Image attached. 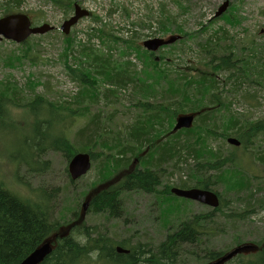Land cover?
Returning <instances> with one entry per match:
<instances>
[{
	"label": "rangeland",
	"instance_id": "374dc122",
	"mask_svg": "<svg viewBox=\"0 0 264 264\" xmlns=\"http://www.w3.org/2000/svg\"><path fill=\"white\" fill-rule=\"evenodd\" d=\"M221 3L222 0H100L98 6H117L121 12L115 15L109 22V26L105 28L95 24L97 19H92L80 24L77 28L79 34L75 37H72L75 29L68 38L61 37L58 31H53L44 36L30 37L28 44L17 47L10 46L13 52L4 48L0 49V105H3L4 110V115L0 114V183L16 196L29 202L36 199V189L55 192L57 193L56 211L60 213V218L62 220L67 217L68 220L72 219L69 214L64 216L66 211L77 213L82 198L89 191H94L97 188L95 186L103 182L99 181V174L107 164V159L101 155L106 150L101 146L94 147L92 152L97 155V161L93 160L90 171L74 183L70 181L68 174L66 175L67 162L60 152L42 150L37 156L34 152L31 160L24 159L25 155L31 156L32 154L33 150L27 154L28 149L24 146L28 143L27 141H32L35 129H38L40 133L44 129V132L50 137H55L58 134L61 137L65 135L72 146H76L77 136H82L83 144L86 145L92 137L88 131L85 134L84 132L94 127L95 123H99L98 125L107 134V137L124 132L137 117L134 104L140 97L137 96L135 90L139 92L146 90L148 92L146 99L152 98V90L147 84H140L139 81L142 78L139 74L136 76V81L127 83L125 87L107 86L106 83L98 80L102 77L98 73V65H103V68L108 66L107 69L111 71L115 66L124 63L125 66L133 70L135 65L130 64L131 58L137 62L136 64H140L143 60L142 56H148V51L142 47V44L147 41L145 40V33L153 27L151 23H155L161 37L181 35L183 38L164 51L162 49L156 51L152 58L145 59L143 65H149L154 59L158 60L160 57H165V61L170 64V67L167 68L169 70L176 67L204 70L206 67L203 61L206 54L202 52L200 45L214 31H219V27L223 26L222 20L213 19L214 14L220 9ZM229 7L228 14H233L236 18L240 17L238 18L239 24L233 27L225 26L229 34L235 38L234 46L236 45V47L232 49L233 54L237 53V49L243 58H249L253 51L264 55V0H233ZM60 13L63 16L68 15L67 10L61 9ZM138 14H143L142 19L134 23L129 21L124 23V20H134ZM165 16L166 22L163 19ZM91 26H93L92 30ZM131 33L132 35H130ZM126 35L128 36L127 39H125ZM187 35L192 36L190 38ZM86 37L90 40L82 43L81 39ZM36 42H44L48 46L41 48L36 46ZM77 43H79L77 49L86 59L85 69L88 72L91 71L90 77L93 79V85H86L81 81L82 79H78L77 69L71 72L64 68L65 65L69 67L68 57L71 54H69V50L76 48ZM15 57L21 58V60H14ZM1 59H3V64ZM8 63H12L13 66H9ZM169 64L167 65L169 66ZM227 65L232 67L230 74L221 72L216 77L217 80L227 83L223 86L218 83L215 86L214 91L217 95L209 94L210 98L226 104L227 108L222 113L225 118H222L221 122L211 129V133L214 134L211 144L223 154L230 155L229 158L233 161L236 160L247 177H256L260 180L250 181L249 186L241 188L233 197L225 192L222 194L223 189L215 188V191L221 195V201L227 205L233 202L229 205V210L224 209L215 214L218 218L215 230L210 232L214 237V240L210 242L212 246H204L222 253L228 252L238 242L243 244H247L245 242L255 243L264 237V206L252 209L251 213L241 222L223 220L231 212H240L245 209H237V203L242 199L251 197L257 190L264 196V166L259 163L264 151L263 137L259 136L254 141H250L245 139L243 131L239 138L246 147L235 148L227 143V139L237 138L236 135L225 130L240 129L243 120L239 117L242 118V116L248 117L252 123L264 122V78L254 83L248 81L240 83L241 75H238V70H236L238 66L230 61L227 62ZM3 75H7L8 79H12L16 75L20 79V83L1 85ZM23 75L27 78L26 82L22 80ZM29 81L34 82L33 88L27 87ZM84 84L86 85L85 91H93L98 99L94 103L84 100L85 103L82 104V107L75 109L70 102L78 97L77 93L83 90ZM187 85L188 82L185 81L184 86L186 88ZM5 87L11 89L9 93L4 92ZM71 87H74V90ZM15 91L21 99L17 95H13ZM247 94L250 95L249 100L246 99ZM37 97L51 103H60L61 106L65 104L63 109L70 108L72 116L67 117L62 122L59 115L56 114L50 118L44 114L45 110L42 109L38 116L40 118H37L38 127H36L35 110H27L24 106L30 105ZM15 98L17 100L14 102ZM174 98L177 99L172 102H177V92L173 90L168 91L164 97L168 100ZM228 101H231L233 105L231 103L227 105ZM74 110L77 111L76 114ZM83 110L86 111L85 116L76 117V115H81ZM181 114L183 113H178L172 117L169 121L170 128H167L169 131L159 139L150 137L144 147L146 154L154 151L161 141L166 147L187 145L188 140L186 138L170 137L163 140L167 137L164 136L172 130L171 128H174ZM190 116L193 117L192 128L196 124L203 123L196 111H191ZM92 117L94 120L97 119L96 122L90 124ZM162 120L163 123H167V116H164ZM82 131H84L83 134H79ZM220 133H222V137L217 135ZM131 143L133 144V142ZM128 149L134 152L135 146H129ZM40 153L42 154L38 159ZM164 169L166 173L162 177L159 191H163L165 187H173V182L179 181V177L183 176L178 171L174 172L170 166L164 167ZM171 173L174 175L172 179H170ZM117 179L118 176L113 181H117ZM120 200L121 218L113 219L90 213L86 215L85 224L89 227H98L113 240H121L126 244L128 242L130 247L139 244L140 246L145 245V249L151 250H155L165 236L171 231L173 232L180 224L179 222L188 218L187 216L212 211L211 208L191 202L180 211L172 212L179 210L182 204L188 202L174 199L172 196H168L166 192L153 199L146 195L131 193L121 196ZM52 211L53 209L49 212ZM73 229L74 227H69L68 233L62 237H68ZM200 247L201 251L198 253L202 255L204 248L203 245ZM183 249L186 251L178 252L181 263L197 264L192 255L186 254L190 252L189 247L185 246Z\"/></svg>",
	"mask_w": 264,
	"mask_h": 264
},
{
	"label": "trees",
	"instance_id": "16d2710c",
	"mask_svg": "<svg viewBox=\"0 0 264 264\" xmlns=\"http://www.w3.org/2000/svg\"><path fill=\"white\" fill-rule=\"evenodd\" d=\"M56 4L66 9H68V4L69 7L71 6V3L60 2ZM238 18L240 17L238 16ZM238 18L233 14L222 16L223 26L219 27V31H214L200 45L202 52L206 54L203 61L206 67L204 70L192 69L191 72H187L180 67L169 70L167 68L170 67V64L165 61V57H160V61L153 60L149 65H146L147 68H151V71L142 74V79L138 81L140 84L145 83L151 88L152 98L146 99L148 95L146 90L143 92L135 90L137 95L141 96L134 104L137 117L121 134L107 137V134L98 125L99 123H95V126L90 130L86 128L85 132L79 133L83 134L84 132L85 134L88 131L92 139L84 145L82 136H77L76 146H72L68 139L62 140L60 134L50 137L44 132V129L42 133L35 129L36 133H34L32 143L27 141L28 143L24 146L28 149L27 154L33 150L32 154L31 156L25 155L24 159L31 160L34 152L37 156L42 150H50L60 152L66 160H69L75 152H84L89 154L94 161H97V155L92 150L95 146H101L106 150L101 155L107 159V164L99 174V181H104L113 173L116 174L120 170L131 167L136 162L134 158H138V165L135 166V170L127 175L125 179L123 178L124 181H120L104 191L97 192L88 206L89 212L113 219L121 218V196L138 193V190L149 194L153 188L161 184V178L166 173L164 167L167 166H170L174 172L178 171L183 174L181 177L187 180L188 183L178 185L179 187L211 190L217 196L218 193L215 188L223 189V192L233 197L241 188L249 186L250 181L260 180L256 177H247L240 164L236 163V160L233 161L229 158L230 155L223 154L211 145L212 136L214 135L211 133V129L214 125L219 124L225 116L219 114L220 109L214 103V99L209 97V94L214 91L218 83L222 86L227 83L226 81L214 80L212 74L215 72L217 74L221 72L230 74L232 67L227 65V62L230 61L238 66L236 70H238V75H241L239 78L240 83L243 81L254 83L264 78V55L262 53L258 54L253 51L250 53L249 58L245 56L243 58L237 54L238 52L236 54L232 52V49L236 47V45L234 46L235 38L229 34L225 26L233 27L239 24ZM163 19L166 22V16ZM187 36L191 37V35ZM87 40H90V38H83L81 42ZM79 43L76 44V49ZM249 49L251 50V47ZM147 54L150 53L147 52ZM142 58L144 64L147 56H142ZM257 60H259V63H257ZM76 65L77 78L82 79L81 81L86 85H93V79L90 77L91 71L88 72L85 69L86 59L83 61L79 53L76 55V62L73 66ZM98 66V73L102 76L98 80H101L104 84L106 83L107 86L121 88L137 79L133 70L125 66L124 63L117 66L118 68L115 66L111 71L107 69L108 66H104V68L103 65ZM209 72H212L211 75H209ZM185 81L188 82L187 88L184 86ZM85 84L82 86L83 90L77 93L78 97L70 102L75 109L82 107V104L85 103L84 100L94 103L98 99L93 91H85ZM133 86L135 87V85ZM9 90V87H7L4 92L9 93ZM171 90L177 92V102H172L177 98L164 99L168 91ZM2 94L5 96L4 93ZM249 97L250 95L247 94L246 99L249 100ZM63 106L45 101L43 103L41 98L35 99L29 105V109L35 110L36 127L37 118L42 109L45 110L44 114L50 118L56 114L59 115L62 122L68 116H72V110L70 108L63 109ZM202 108H208L199 116L203 123L196 124L190 130H182L171 136L166 134L164 137H167L163 139L167 140L170 137L186 138L188 140L187 145L166 147L161 141L154 151L146 154L144 148L146 142L150 137L159 139L167 133L169 131L167 128H170L169 121L173 116L188 111H199ZM74 112L77 113L76 110ZM85 112L83 110L82 114L76 115V117L85 116ZM0 114L4 115L3 105H0ZM164 116L168 118L167 123H163ZM239 118L243 120L240 129L225 130H229L230 134L236 135L238 138L236 140L240 143V146H245L239 138L243 131L247 140L254 141L259 136H262L264 140V122L252 123L248 119ZM96 119L94 120V117H92L89 123L96 122ZM217 135L223 136L222 133ZM129 146H135L134 152L128 149ZM42 153L39 154L38 159H40ZM262 153L261 159L258 160L264 166V151ZM163 162L164 165H162ZM261 192L263 193V190ZM38 194L37 199L33 202L25 201L0 183V264L19 263L36 246H41L53 236L61 225L58 221H65V219L60 218V213L56 211L57 193L40 189ZM153 196L157 197L158 193L153 194ZM232 202L227 205L222 201L220 206L212 212L197 213L190 216L188 220L179 222L180 224L173 232L171 231L166 235L155 250L145 249V245L140 246L139 244L129 247L128 242L126 246L124 241L116 242L105 231L93 226H85L82 223L79 224L76 221L75 224L80 226L75 227L68 237L56 238L55 242L57 244L54 251L41 264H182L178 252L186 251L183 249L185 246L190 249V252L186 254L192 255L197 264L212 263L219 260L222 252L211 250L204 245L212 246L210 242L214 240V237L210 232L215 230L218 218L215 214L222 212L224 209L229 210V205ZM236 206L237 209H245L240 212H231L224 217V221L241 222L251 213L252 209L264 206V196L257 190L251 197L239 201ZM52 209L53 211L49 212ZM183 211L186 212V210ZM66 214L76 217L74 211H66L64 216ZM255 243L262 246L258 253L246 259L235 258L226 264H264V237ZM116 245L128 248L130 253L128 255L116 254L114 250ZM201 245L204 248L202 255L198 253L201 251Z\"/></svg>",
	"mask_w": 264,
	"mask_h": 264
},
{
	"label": "water",
	"instance_id": "95a60500",
	"mask_svg": "<svg viewBox=\"0 0 264 264\" xmlns=\"http://www.w3.org/2000/svg\"><path fill=\"white\" fill-rule=\"evenodd\" d=\"M231 0H225L224 3L220 6V9L218 10L216 16L221 15L226 9ZM86 16V13L79 12L76 10L75 17L72 18L69 22L65 23V25L62 27V30L67 33L70 26L76 23V21L80 18ZM29 21L26 17L21 16H9L2 20H0V39L4 38L9 41H13L15 43L23 42L28 36L32 34H43L46 31H48L47 27H42L39 29H29ZM175 39H170L168 41L163 40H152L149 42H146L143 44V46L148 49L149 51H155L160 46H163L165 44H170L174 42ZM192 116H180L177 119L176 126L174 127V132L180 129H188L190 128L192 124ZM228 143L232 145H238L237 142H235L232 139L227 140ZM89 156L86 154H77L73 156V158L70 160L68 165V171L70 174L71 179L74 181L81 176H83L88 170H89ZM171 192L181 198L189 199L198 201L202 204H206L208 206H211L213 208H216L218 206V199L217 196L212 194L210 191H201L197 189H191V190H179V189H172ZM83 210H86V205L83 206ZM51 252V244L50 242H47L45 245L38 247L33 253H31L27 259H25L21 264H39L41 263L47 255H49ZM117 253H128V251H123L120 248H116ZM239 252V249L234 250L229 255L224 257L221 261L215 263L220 264L228 259H230L232 256L237 254Z\"/></svg>",
	"mask_w": 264,
	"mask_h": 264
},
{
	"label": "bare ground",
	"instance_id": "6f19581e",
	"mask_svg": "<svg viewBox=\"0 0 264 264\" xmlns=\"http://www.w3.org/2000/svg\"><path fill=\"white\" fill-rule=\"evenodd\" d=\"M8 1L9 0H0V5H4V4H6V3H8ZM157 1V0H156ZM159 1V0H158ZM96 24V23H95ZM151 25H153V27L152 28H150V29H148L147 30V32L145 33V40H147V39H150V38H156V37H158V36H160V32H159V29L156 27V25H155V23H151ZM130 35H132V33L130 34ZM127 35H126V37H125V39H127ZM130 38H131V36H130ZM77 50L78 49H76V48H74L73 50H71L70 52H69V57H68V65L69 66H71V65H74V63L76 62V55L79 53V55H80V57L83 59V61H84V57H82V55H81V53L79 52V50H78V53H77ZM145 50H147L148 52H150L151 53V51H149L148 49H146L145 48ZM39 62V61H38ZM131 62V63H130ZM130 64L131 65H136V61L133 59V58H131L130 59ZM42 63V62H41ZM63 84H64V80H63ZM72 84V83H71ZM66 86V85H65ZM70 86V85H69ZM62 87V86H61ZM67 87V86H66ZM72 88V87H71ZM74 88V87H73ZM72 88V89H73ZM69 89V88H68ZM74 90V89H73ZM63 91V90H62ZM64 92V91H63ZM66 92H68V91H66ZM60 93H62V92H60ZM68 94V93H67ZM68 96H70V95H68ZM76 96V95H75ZM33 110V109H32ZM48 117V116H47ZM40 118V117H39ZM38 118V119H39ZM193 118V117H192ZM56 123H57V121H56ZM176 123H177V121H176ZM192 123H193V119H192ZM41 124V123H40ZM56 125V124H55ZM36 126V125H35ZM175 126H176V124H175ZM174 126V127H175ZM191 126H192V124H191ZM38 127V126H37ZM36 133V132H35ZM42 137V136H41ZM44 139V138H43ZM45 140V139H44ZM228 140V139H227ZM232 140H234L235 142H237L238 143V145L236 146V145H232V144H230V143H228L230 146H232V147H235V148H238V147H240V143L236 140V138H233ZM212 194H214L215 196H217L215 193H213V192H211ZM56 239V238H55ZM55 239H54V241H55ZM51 241V239L50 240H47L46 242H44L41 246H43V245H45L47 242H50ZM129 252V251H128ZM42 263V262H41ZM41 263H39V264H41ZM215 263H217V261H215V262H212V263H209V264H215Z\"/></svg>",
	"mask_w": 264,
	"mask_h": 264
},
{
	"label": "flooded vegetation",
	"instance_id": "af4514ba",
	"mask_svg": "<svg viewBox=\"0 0 264 264\" xmlns=\"http://www.w3.org/2000/svg\"><path fill=\"white\" fill-rule=\"evenodd\" d=\"M30 20H31V27H35L36 26V16L32 15V16H29Z\"/></svg>",
	"mask_w": 264,
	"mask_h": 264
}]
</instances>
